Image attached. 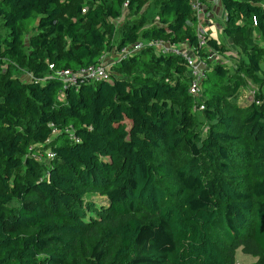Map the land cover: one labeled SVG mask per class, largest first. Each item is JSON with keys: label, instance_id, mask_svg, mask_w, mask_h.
I'll use <instances>...</instances> for the list:
<instances>
[{"label": "trees", "instance_id": "trees-1", "mask_svg": "<svg viewBox=\"0 0 264 264\" xmlns=\"http://www.w3.org/2000/svg\"><path fill=\"white\" fill-rule=\"evenodd\" d=\"M81 1L63 16L58 0H0V264H234L237 246L264 256V89L246 106L230 100L240 73L264 86L248 40L251 29L264 38V0H221L242 60L233 71L210 60L199 96L184 60L152 46L111 64L108 80L65 84L57 71L138 41L197 44L190 0H127L140 15L120 27L124 0Z\"/></svg>", "mask_w": 264, "mask_h": 264}, {"label": "rangeland", "instance_id": "rangeland-1", "mask_svg": "<svg viewBox=\"0 0 264 264\" xmlns=\"http://www.w3.org/2000/svg\"><path fill=\"white\" fill-rule=\"evenodd\" d=\"M107 2L110 3H116L117 0H106ZM101 0H97L94 1L92 4H98L101 3ZM82 4L84 7L86 6L85 1H81V0H74V1H66V0H58L57 4L60 5L62 7V14L63 16H67L70 13H73L74 11V6H76L77 4ZM128 1L124 0L123 2V9L121 10V15L116 18L113 23L114 25H116V27H120L123 22L125 20L131 19L132 17H137L140 15V12H136L134 10H130L129 8H127L128 6ZM147 5V2H143L141 4V6L143 8H145V6ZM152 18L155 16L154 14L150 15ZM207 16V20L206 23H209L208 20V14H206ZM204 23V22H203ZM196 27V26H195ZM221 31V28H218ZM35 30V28L33 27L31 29V31L28 33H33ZM3 33V29L0 26V34ZM248 40L250 42V44H253L254 46H257L259 48H261V54H262V59H261V67H262V71L258 74V76L262 79H264V38L262 36L259 35V33L254 30L251 29L250 32L248 33ZM222 41L224 42V46L227 48V50L225 51L226 54H219L217 53L219 56L217 58L222 59L223 56V61H225L233 70H235V68H233L237 63H239L240 60H242L241 58V54H240V50L237 49L234 46V43L232 41L231 38L222 35ZM26 44H27V39H26ZM119 58V53H115L113 51H111L110 53H106L102 59V63L105 64L108 69L111 68V64H113L115 61H118ZM215 57L212 58V60H214ZM5 64H4V69L5 71H7L10 75H14V76H18L21 79H26V76L28 75L25 65L20 64V65H16L14 63H12V61L9 60H5ZM110 70V69H109ZM120 74V73H119ZM123 75H127V76H132V72L126 70L125 73H121ZM240 79L242 81V85L241 87L238 89L237 93L234 94L232 96V98L230 99L232 102H234L236 105H242V106H246L248 105L251 101H253L254 95L259 92V91H263L264 86H262V84H255L254 82H252V80L250 78H247L244 76V74L240 73ZM199 96V95H197ZM196 127L200 130V132L203 134L206 132L207 130V121L204 118L203 114L200 111H196ZM35 145H37L35 143ZM181 158L184 157L187 153V150L185 147H180V149L176 152V154H181ZM89 199H91L94 203H96L99 207L100 206H104L106 204H108V200L106 199L105 196L99 194V192L93 191L92 193H90L89 195ZM94 211L93 213L90 212L91 215L95 216V217H100L101 212L97 211V210H92ZM106 225H100L98 228V232L100 234H104L107 230V228H105ZM87 239L90 241H93L95 238L92 235H87ZM115 237H111L110 240L108 241V249H113L115 246H117V240ZM234 264H264V256L261 254H250V253H246L242 250V246H237L234 249Z\"/></svg>", "mask_w": 264, "mask_h": 264}, {"label": "built area", "instance_id": "built-area-1", "mask_svg": "<svg viewBox=\"0 0 264 264\" xmlns=\"http://www.w3.org/2000/svg\"><path fill=\"white\" fill-rule=\"evenodd\" d=\"M191 7L196 17V36L197 44L196 46L188 45L187 43H170L164 40H154V41H138L132 46L124 47L119 52V58H125L129 54L143 48L146 46L154 47L157 52L162 54H173L184 60L187 67L188 73L190 75L189 92L193 96H197L200 92L201 80L206 76L207 69L209 67V61L213 57L218 56L215 51L207 46L206 34L208 29L207 11L205 8L204 0H190ZM84 11V9H83ZM204 22V23H203ZM203 49L207 56H201L200 50ZM52 67V66H50ZM59 76L65 84H76L83 80L100 81L108 80L110 78V71L108 67L102 62L97 64H90L87 66H82L76 70L70 68L61 69L55 73ZM31 77L30 74H28ZM203 108L201 105L199 109ZM70 129H67V131ZM56 129L52 130V134L56 133ZM73 137V134L71 133ZM54 153L51 150L46 152V158H51ZM40 158V157H39ZM38 158V159H39Z\"/></svg>", "mask_w": 264, "mask_h": 264}, {"label": "crops", "instance_id": "crops-1", "mask_svg": "<svg viewBox=\"0 0 264 264\" xmlns=\"http://www.w3.org/2000/svg\"><path fill=\"white\" fill-rule=\"evenodd\" d=\"M204 3L209 20L208 29H206L207 34L222 39V35H224L222 24L224 23L225 11L221 0H204ZM218 28H221L222 32Z\"/></svg>", "mask_w": 264, "mask_h": 264}]
</instances>
